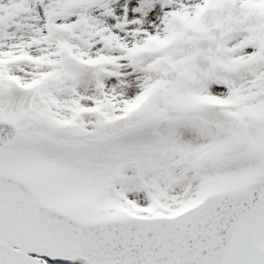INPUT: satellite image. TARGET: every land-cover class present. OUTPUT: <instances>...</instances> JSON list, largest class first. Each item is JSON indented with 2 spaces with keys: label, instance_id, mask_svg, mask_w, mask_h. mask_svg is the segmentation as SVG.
Here are the masks:
<instances>
[{
  "label": "snow or ice",
  "instance_id": "1",
  "mask_svg": "<svg viewBox=\"0 0 264 264\" xmlns=\"http://www.w3.org/2000/svg\"><path fill=\"white\" fill-rule=\"evenodd\" d=\"M0 264H264V0H0Z\"/></svg>",
  "mask_w": 264,
  "mask_h": 264
}]
</instances>
